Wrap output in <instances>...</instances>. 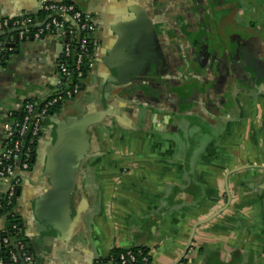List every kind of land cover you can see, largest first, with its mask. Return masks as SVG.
Listing matches in <instances>:
<instances>
[{"label":"crops","instance_id":"obj_1","mask_svg":"<svg viewBox=\"0 0 264 264\" xmlns=\"http://www.w3.org/2000/svg\"><path fill=\"white\" fill-rule=\"evenodd\" d=\"M39 1L0 0V17ZM50 1L95 30L81 92L42 123L18 187L14 214L37 264L131 249L148 264H264V0ZM13 31L0 34V152L25 101L42 104L63 81V40L15 43ZM187 120L199 142L158 150L154 137Z\"/></svg>","mask_w":264,"mask_h":264},{"label":"built area","instance_id":"obj_2","mask_svg":"<svg viewBox=\"0 0 264 264\" xmlns=\"http://www.w3.org/2000/svg\"><path fill=\"white\" fill-rule=\"evenodd\" d=\"M71 22L75 24V27ZM10 29L20 30V36L23 39L32 33L37 40L46 34L54 35L63 40L62 61L57 68L63 81L58 94L42 104L30 100L25 102L19 120L6 125L4 128L5 139L0 152V198H3L0 209L3 212L1 221L5 220V222L1 224L0 234H7L8 230L6 231L5 227L8 226L10 219H15V214L8 209L16 198L21 179L15 178L12 181L11 179L17 170L21 176H26L30 171L35 149L41 139L42 123L46 118L51 117L50 109L74 98L81 92L78 83L83 82V68L90 66L87 35L95 30V23L88 14L82 13L73 4H60L43 0L37 5L36 15L19 14L15 17L0 18V34ZM73 44L78 48L73 63V72H75L77 83L69 87L67 84L72 81L73 72L67 68L66 60L70 58ZM64 60L65 62H63ZM1 63L2 57L0 56ZM10 226L12 230L16 228V225ZM0 244L9 249L8 256L11 264H19L20 259L24 263L31 262L32 257L23 240L9 234L8 237L0 239ZM12 245L15 246L16 250L13 249ZM141 262L148 264L149 258L143 257ZM0 264H3L1 260ZM117 264H137V256L131 250H126L124 254L119 256Z\"/></svg>","mask_w":264,"mask_h":264},{"label":"trees","instance_id":"obj_3","mask_svg":"<svg viewBox=\"0 0 264 264\" xmlns=\"http://www.w3.org/2000/svg\"><path fill=\"white\" fill-rule=\"evenodd\" d=\"M68 5H72L71 3H69ZM75 6V5H74ZM79 10V9H78ZM41 17V16H40ZM88 53L90 54V58H91V54H92V47L89 43V40H88ZM78 52V48L75 44L72 45V49H71V54H70V58H68L66 60V65H67V68L73 72L74 71V61L76 59V54ZM2 52L0 53V56L2 57ZM65 62V60L63 61ZM89 71H90V66H86L83 68V81L88 77L89 75ZM76 75H75V72H73L72 74V81H70V83L67 84V86L71 87V86H74L76 85ZM79 87L81 88L83 86V82H80L78 83ZM32 101V100H30ZM62 103L60 104H57L54 108L50 109L49 113L52 115L54 112H56V110L61 106ZM20 117H18L17 120H19ZM15 200L16 198L14 199L12 205L10 206V208L8 209V211H10L11 213H14V205H15ZM1 203H3V198H0V205ZM3 212L2 210L0 209V229H1V216H2ZM15 219H10V221L8 222V226H6V231L8 230V233L11 234L12 236L16 237V238H19L21 240H23L27 246V239L24 237L23 233H22V230L21 228L19 227V224H18V220H17V217L15 215L14 217ZM10 223V224H9ZM16 225V228L14 230L11 229V226L10 225ZM10 227V228H9ZM0 234V239L3 238V237H8L9 234ZM8 248H4L1 244H0V260L3 262V264H11L10 260H9V254H8ZM132 253L134 255L137 256V264H142V258L143 257H146V252L144 249H131ZM125 251H120V250H113L111 251L110 253V256L107 260H98L96 261L94 264H106L108 262H113L114 264H117L118 263V258L121 254H124ZM138 253H140V255H138ZM148 257V256H147ZM22 261L19 262V264H21Z\"/></svg>","mask_w":264,"mask_h":264},{"label":"rangeland","instance_id":"obj_4","mask_svg":"<svg viewBox=\"0 0 264 264\" xmlns=\"http://www.w3.org/2000/svg\"><path fill=\"white\" fill-rule=\"evenodd\" d=\"M194 124L195 123H193V121L187 120L185 123H183L180 126V130L176 134H170V133L163 134V133H161L157 137H154V139H156V142H158L157 143L158 144L157 145L158 150L160 149V151L163 152L164 149L166 151L168 147L175 148V150L176 149L180 150L179 148L183 149V147L185 145V151L187 152L189 149V143L191 141H192V143L199 142L198 141L199 140V134L202 132V129L200 127H195ZM197 124H199V123H197ZM219 125H221V123L220 124L218 123L217 126L209 125L208 131H210L212 133V135H216V132H218V133L220 132V129H219L220 126ZM211 141L216 142V137L212 136ZM214 148H215L214 146L208 145L206 147L205 152H207L212 157V154H213L212 150ZM198 149H199V143H196V145L194 147H192L191 151L196 152ZM142 152L151 153L152 150L151 149H143ZM181 152H182V150H181Z\"/></svg>","mask_w":264,"mask_h":264},{"label":"water","instance_id":"obj_5","mask_svg":"<svg viewBox=\"0 0 264 264\" xmlns=\"http://www.w3.org/2000/svg\"><path fill=\"white\" fill-rule=\"evenodd\" d=\"M41 1H43V0H40L39 2H41ZM38 2V3H39ZM38 3L36 4V5H38ZM19 14H32V15H36L37 14V6H35V8H34V10H32V11H30V12H23V13H19ZM19 14H17V15H19ZM17 15H15V16H17ZM15 16H13V17H15ZM1 18V17H0ZM71 24L75 27V24L73 23V22H71ZM13 32H15V43H18L19 42V40H20V30H18V29H14V31ZM59 33H61V31H59ZM22 39V38H21ZM87 39L89 40L90 39V34H88L87 35ZM24 40H25V38H24ZM29 41H33V37L32 36H30L29 37ZM90 41V40H89ZM90 43V42H89ZM91 45V44H90ZM5 45L4 44H2L0 47H4ZM27 101H29V99L28 100H26L25 102H27ZM84 119V118H83ZM85 124H86V122L85 121H82V125L79 127V126H77V125H75V134H76V136H75V148L76 147H79V144H78V141H77V139L81 136V130H82V128H84V126H85ZM81 138V137H80ZM24 177L25 176H21V174H19V170H17L16 171V173L14 174V176L12 177V179H11V181L12 180H14L15 178H18V179H23V181H24ZM12 183V182H11ZM10 183V184H11ZM20 193H19V191L17 190V192H16V196H18ZM5 222V220H2L1 221V224L2 223H4ZM12 247H13V249H15L16 250V248H15V246L14 245H12ZM30 254V253H29ZM31 255V254H30ZM31 257H32V259H31V262L30 263H24V262H21V264H37V262H36V256H32L31 255ZM20 261H22L21 259H20ZM96 261H98V260H96ZM96 261H94V262H92L91 264H94Z\"/></svg>","mask_w":264,"mask_h":264}]
</instances>
